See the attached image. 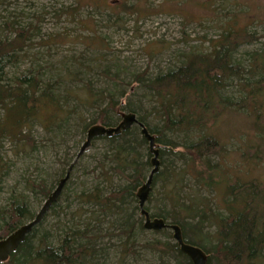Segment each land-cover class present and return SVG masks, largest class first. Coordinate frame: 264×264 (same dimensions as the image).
Masks as SVG:
<instances>
[{
  "label": "trees",
  "instance_id": "trees-1",
  "mask_svg": "<svg viewBox=\"0 0 264 264\" xmlns=\"http://www.w3.org/2000/svg\"><path fill=\"white\" fill-rule=\"evenodd\" d=\"M132 1L122 0L115 7L139 12V3ZM206 1L212 5L210 18H217L219 11L225 10L227 18L219 19L218 37L205 39L203 43L209 42L207 48L195 47L183 53L179 65L155 76L147 77L148 70L134 74L133 83L144 87L145 96L153 102L149 110L131 98L120 106L114 92L94 94L88 84L90 93L84 100L106 101L107 105L91 120L82 119L83 132L95 124L116 126L122 111L136 113L155 136L159 149L160 169L154 174L152 189L159 185L163 200H158L151 216L178 224L185 241L207 253L208 264H264V32L250 28L254 23L264 24V15L259 16L264 4L247 5L236 0L238 10L231 12L228 6L232 0ZM79 5L80 0L76 10ZM172 9L188 18L187 12ZM242 15L251 22L240 28ZM9 27L15 36L0 35V184L9 168L3 152L5 141L12 144L16 156L33 153L39 147L32 134L33 124L37 122L59 137L72 114L69 98L77 97L70 90L63 91L62 75L47 77L41 66L13 75L9 68L26 54L33 28ZM253 45L259 47L239 56L242 48ZM104 75L124 83L118 80L119 74L110 76L105 70ZM94 139H103L107 145L99 178L112 182L110 173L114 172L124 184L107 194L100 185L82 190L76 195L82 206L73 211L72 222L65 230L58 235L49 231L42 234L41 222L2 264H100L95 258L99 253L100 219L107 216H115L125 250L138 247L139 234L147 230L144 216L138 215L137 193L153 169L149 142L138 125L119 135ZM227 141L235 143L233 150L227 151ZM213 156L220 157V161L213 163ZM179 160L185 162L184 167L177 168ZM187 176L194 186L186 183ZM15 188L7 205L0 208V239L35 217L29 194L36 199L47 198L52 192L43 180L32 177L25 179L21 190ZM197 188L219 193L217 205L213 206L207 196H200ZM152 192L146 204L153 201ZM58 202L50 211L56 210ZM85 206L96 208L78 223L75 213ZM146 209L149 211V206ZM83 212L88 213L83 209L81 215ZM209 227L215 230L209 232ZM150 231L169 232L171 240L147 239L141 248L159 254L163 261L168 258L177 264H193L172 240L170 229Z\"/></svg>",
  "mask_w": 264,
  "mask_h": 264
},
{
  "label": "rangeland",
  "instance_id": "rangeland-1",
  "mask_svg": "<svg viewBox=\"0 0 264 264\" xmlns=\"http://www.w3.org/2000/svg\"><path fill=\"white\" fill-rule=\"evenodd\" d=\"M78 1L0 0L2 37L15 36L10 30V24L33 28V36L26 48V54L15 67L9 68L13 75H20L32 67L41 66L47 77L56 78L62 75L65 78L62 83L65 87L63 91L70 90L72 95L79 97L69 98V111L72 114H69V122L63 127L64 133L59 137H54L53 132L46 131L39 123L33 124L32 134L39 146L33 153L16 156L12 151V144L9 141L4 143L3 152L9 168L0 184V208L7 205L12 187L21 190L26 178L43 180L46 187H51L53 191L59 180L64 177L62 175L67 173L71 164H75L56 210L49 211L39 226V232L42 234L49 231L58 235L69 226L73 211L82 206L81 201L76 198L82 190H90L95 185H100L107 194L111 189H118L124 184V179L114 172L110 173L112 182L99 178L101 162L104 161L103 152L107 147L105 140L94 139L91 146L79 155L87 139V132H83V120H91L98 110L107 105L106 101L97 100L94 103L92 100H84V96L90 93L87 85H91L94 94L100 91L114 92L120 106L131 98L141 101L145 109L149 110L153 105L152 101L145 96L147 92L144 87L133 83L134 74L148 70L147 77H152L160 71L179 65L183 53L195 47L207 48L209 42L203 41L217 38L221 31L219 19L227 18L223 13L225 10L219 11L217 18H210L212 5L206 0H133L131 4L135 2L140 6L137 13L115 7L116 4H121L122 0H80L82 5L76 10ZM235 1L232 0L228 6L231 12L238 10ZM240 1L259 6L264 4V0ZM96 4L99 6L96 7ZM172 8L187 12L188 18L179 15ZM244 9L248 10L247 7ZM259 14L260 17L264 15L263 7ZM248 20L242 15L238 27H245L251 22ZM250 28L259 33L264 32L263 23H254ZM204 36L207 38H203ZM257 47L259 45L242 48L239 56L247 49L253 50ZM105 70H108L110 76L119 74L118 80L124 83L118 84L106 77ZM2 116L3 110L0 109V118ZM223 127L228 129V125ZM234 145V142L228 144L227 141V151L233 150ZM212 161L219 162L220 157L213 156ZM184 163L177 161V168L184 167ZM186 179L189 186H194L193 180L189 181V176ZM158 189L159 185L152 189L153 201L145 204V208L146 205L149 206V212H153L159 205V199L163 200ZM197 189L200 196H207L212 200L213 206L217 205L220 200L219 193H215V196L205 189ZM29 199L36 215L47 198L33 199L32 194H29ZM95 208L85 206L83 209L88 213L83 212L82 215L83 209H80L75 213L76 222L81 223L87 219L90 210ZM139 211L138 215L141 214ZM100 220L102 223L99 253L95 257L98 263L177 264L173 259L166 258L163 261L159 254L141 248L147 239L171 240L167 235L169 232L147 229L143 234H139L138 247L127 251L123 247L122 237L119 236L117 223L114 224L115 216L101 217ZM207 230L213 232L215 228L209 227ZM171 232L172 240L176 242L173 231Z\"/></svg>",
  "mask_w": 264,
  "mask_h": 264
},
{
  "label": "water",
  "instance_id": "water-1",
  "mask_svg": "<svg viewBox=\"0 0 264 264\" xmlns=\"http://www.w3.org/2000/svg\"><path fill=\"white\" fill-rule=\"evenodd\" d=\"M133 125L140 126L142 134L149 142V149L153 155L151 159L153 169L149 174L147 181L140 187L137 193L141 214L145 218L144 227L148 230H162L165 228L172 230L173 237L178 243L181 252L186 254L191 259L193 264H208L207 253L202 248L186 242L182 229L178 224L170 223L164 218L152 217L150 212L145 208V204L147 203L150 192L152 191L154 174L160 169L159 149L156 147L155 136L151 134L145 124L138 119L136 113H123L121 121L116 126H104L101 124L92 125L88 129L87 139L82 145L79 155H81L88 147L91 146L94 138L98 136L112 137L114 135H119L123 131L131 128ZM73 166L74 164H71L65 176L59 180L58 185L48 195L47 199L35 217L21 225L6 237L0 239V264L6 262L10 258L11 254L14 253L20 244L25 241L27 235L33 230V228L42 222L53 204L59 200L64 187L71 176Z\"/></svg>",
  "mask_w": 264,
  "mask_h": 264
},
{
  "label": "bare ground",
  "instance_id": "bare-ground-1",
  "mask_svg": "<svg viewBox=\"0 0 264 264\" xmlns=\"http://www.w3.org/2000/svg\"><path fill=\"white\" fill-rule=\"evenodd\" d=\"M140 127V126H139ZM144 221H145V218H144Z\"/></svg>",
  "mask_w": 264,
  "mask_h": 264
}]
</instances>
